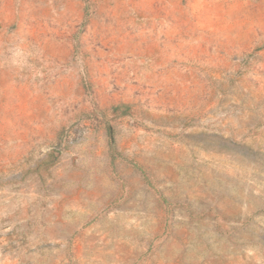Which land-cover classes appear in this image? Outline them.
<instances>
[{
  "label": "rangeland",
  "instance_id": "1",
  "mask_svg": "<svg viewBox=\"0 0 264 264\" xmlns=\"http://www.w3.org/2000/svg\"><path fill=\"white\" fill-rule=\"evenodd\" d=\"M0 264H264V0H0Z\"/></svg>",
  "mask_w": 264,
  "mask_h": 264
},
{
  "label": "trees",
  "instance_id": "2",
  "mask_svg": "<svg viewBox=\"0 0 264 264\" xmlns=\"http://www.w3.org/2000/svg\"><path fill=\"white\" fill-rule=\"evenodd\" d=\"M110 135H111V141L114 142V135H113V133L111 132ZM52 157H53V160L49 163L50 165L54 164L55 161L57 160L56 156L52 155Z\"/></svg>",
  "mask_w": 264,
  "mask_h": 264
}]
</instances>
